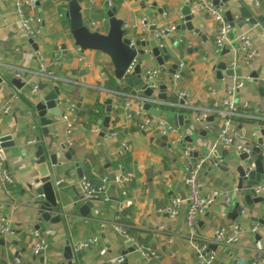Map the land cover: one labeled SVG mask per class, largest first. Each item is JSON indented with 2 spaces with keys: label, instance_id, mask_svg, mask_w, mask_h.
I'll return each mask as SVG.
<instances>
[{
  "label": "crops",
  "instance_id": "1",
  "mask_svg": "<svg viewBox=\"0 0 264 264\" xmlns=\"http://www.w3.org/2000/svg\"><path fill=\"white\" fill-rule=\"evenodd\" d=\"M85 1L87 7L81 10L83 21L90 29L99 26L101 33H106L107 26L102 27L107 23L106 0ZM186 1L113 0L114 16L123 22V26L130 27L126 28L129 35L149 42L151 46L163 42L176 56L178 68L175 75L171 76L167 72L169 64L162 69L146 54L141 63V74L146 69L157 70L158 85L165 86V98H157L161 92L158 86V90L151 95L156 102L150 104L148 110L145 109L144 117L149 120L146 130L139 128L141 119L127 120L123 110L117 108L110 112L107 131L101 136L100 132L95 134L92 129L101 127L99 123L105 117L104 102L108 93L114 91V85L118 84L109 58L98 51L81 52L74 45L65 15L67 4L64 0H35L34 9L24 8L26 16L39 19L34 24L39 30L35 37L21 29L12 1L0 0V136H11V140L4 143L5 148L0 149V154L14 181L13 187L9 189L0 183V208L14 230L12 237L4 239L9 245H0V264H13L14 259H19L23 264H67L63 258L67 241L72 246L89 243L88 248L76 253L77 258L71 261L72 264H108L120 256L124 259L122 264H148L135 250L128 252L130 248L134 249V243L128 247L126 244L130 241L113 231L118 216L130 237L160 254L159 264H199L187 242V189L183 184V168L187 160L181 150L183 145L193 149L191 161L210 157L224 166L236 151L244 148V139L259 137L258 130L264 122L237 117L234 120V145L225 148L217 141L220 124L218 117H212V122L207 123L209 130L195 122L194 118L202 110L210 109L215 101L221 100L226 89L237 79L242 80L244 85L235 95L234 102L237 105L247 102L251 115L263 117L264 96L259 94L258 88L264 79V29L259 23L251 25L246 20L241 27L238 24L242 21L240 7L246 8L252 17L264 19V0H227L220 7L223 13L229 11L232 18L238 17L233 35L237 32L250 35L256 51L250 67L241 65L242 56L235 45H226L218 52L215 51L217 24L205 13L195 14L192 21L199 35L186 30L169 34V37L175 38L182 45L181 52H175L165 38L156 39L158 31L183 23L181 10ZM207 1L212 3L213 0ZM102 19L106 20L105 23H100ZM143 19L147 25L145 30L138 25ZM93 23L94 27L91 26ZM132 25L137 26L131 28ZM154 27L155 32L152 34L151 29ZM55 52L58 53L56 64L48 67L54 77L52 80L27 74L21 80L24 86L19 90L7 83L10 79H16L14 74L18 69L37 72V53L44 55L51 64ZM220 62L229 68L235 62L233 69L239 70L240 76L218 81L214 76V67ZM258 71L257 81L254 82L251 75ZM130 82L132 92L139 90L140 86L135 87L131 78ZM32 84L39 87L36 96L30 94ZM54 88L59 91L58 100L69 99L74 103L76 124L73 145L69 147L73 154L69 160L58 154L61 165L54 169L55 179H64L59 188L57 203L65 215L61 216L58 223L50 224L37 222L31 206L32 189L38 187L36 181L39 177L34 156L36 147L49 142L45 135L34 132V105ZM179 92L184 94V107L176 105ZM120 100L121 103L125 98ZM96 103L104 107L102 118L93 123L87 115L78 116ZM7 106L9 112L1 113ZM177 115L186 116L189 123L183 122L179 126ZM158 119L177 126L182 145L167 147L168 142L165 145L161 141L162 137L154 126ZM111 130L116 136L107 139L106 134ZM48 131L55 137L53 149L57 151V145L63 143L64 124L59 118H54V124L48 127ZM30 140H35V144H28ZM123 145L127 147L126 150ZM76 165L81 170L82 178L92 186H98L103 177L108 179L109 202L93 201L84 216L78 210L82 203H75L82 193V178L77 176ZM219 180L225 181L223 175L210 165L205 166L198 176L201 193L207 194L213 190L234 192L233 186L226 189L218 186L216 181ZM234 194L230 205L218 198L213 206L196 218V237L199 241H207L219 228L237 224L241 229L239 243L232 247L216 246L212 249L215 261L231 264L233 260L242 258L255 259L257 264H264V230L257 224L258 219H264V205L257 204L251 211ZM174 197L185 202L177 217L170 219L166 214L159 213L158 209L168 205ZM37 225L39 229L36 230L42 234L49 248L45 253L34 256L29 231ZM254 226L258 227L256 234L263 240L262 246L255 241L256 234L250 232Z\"/></svg>",
  "mask_w": 264,
  "mask_h": 264
},
{
  "label": "built area",
  "instance_id": "2",
  "mask_svg": "<svg viewBox=\"0 0 264 264\" xmlns=\"http://www.w3.org/2000/svg\"><path fill=\"white\" fill-rule=\"evenodd\" d=\"M14 9L16 12L18 23L23 31H25L29 36L35 37L39 30L34 27V24L39 22V19L32 16H26L24 13V8L28 7L34 9L35 0H11ZM106 10H109L113 7V0H106ZM258 5V2H255ZM189 9L191 14L195 15L197 13H205L208 15L216 24V37L214 41L215 51L218 52L221 48L226 45H235L237 50L241 53L242 60L241 65L244 67H250L253 63L256 51L253 47L252 40L250 35L247 32H237L233 35L232 31L235 29V23L238 20V17L233 18L234 27H231L228 22L224 21L223 11L220 7L214 6L211 2L207 0H189ZM105 19H102L100 23H105ZM138 25L141 26L143 30L146 29L145 19L141 20ZM92 27L95 26L93 23ZM137 25H132L131 28H135ZM95 28V27H94ZM130 28L128 25H124L123 29ZM174 26H169L165 30H160L155 34L156 39L161 40L165 38V32L172 33L174 32ZM161 46V45H160ZM37 58L39 60L38 71L35 73H30L29 71L18 69L16 70L14 77L16 79L22 80L27 74H35L42 78L52 80L54 77L49 71V65H55L58 59V53L55 52L52 54L51 64L47 62L44 55L37 53ZM236 65L235 62L231 64V69ZM234 70V69H233ZM158 76L159 72L154 69H146L140 74V79L142 81L141 86H145L155 92L158 90ZM124 79L121 80V84ZM264 87V79L260 81ZM244 83L242 80H234V83L228 87L225 91L223 98L219 101H215L210 109L202 110L199 112L194 120L195 122L205 121L209 117H218L220 119V124L217 131V141L225 148H230L234 145L235 141V125L234 120L237 117H243L250 119L256 122H264L263 117L259 118L253 116L249 112V106L247 102H243L240 105H237L234 102L235 95L242 89ZM133 91L129 94H121L119 92L113 91L108 93V97L111 98V107L113 109L121 108L123 110V115L127 120L141 119L139 128L141 130H146L149 125V120L144 117L145 106L155 103V99L152 96L147 97L143 94L141 90ZM39 91L37 84H32L30 86V94L36 96ZM177 102L182 100L183 104L179 107H184L186 105V100L184 94L179 92L177 93ZM125 98L123 102L120 103V99ZM175 105V104H174ZM57 107L60 109L59 119L64 124L63 132V143L67 147H72L73 145V133L76 124L75 115V105L69 99L58 100ZM9 112V107H4L1 111L3 114ZM205 130H209L210 127L207 123H202ZM155 129L160 137H165L170 146L182 145L183 141L179 133V129L173 123H170L164 119H158L154 123ZM93 133L101 132V127H94L92 129ZM116 136V133L111 130L106 134L107 139H111ZM28 144H35V140L28 141ZM123 149H127L123 145ZM193 149L188 146H184L181 150L182 156L187 160L183 171V184L187 189V209L185 213L186 219V228L188 232V244L191 250L195 253L199 264H219L215 261L214 252L209 248L210 245H224L228 247L235 246L239 243L241 229L239 225L232 224L229 227H221L217 230L215 235L207 241H199L196 237V228L195 221L196 218L203 213H205L211 206L215 204L218 198L222 199L224 204H231V197L235 193L229 191H220L213 190L207 194L201 193V185L198 181V176L200 171L207 165L215 168L217 165H220L216 159H210V157H203L196 161L190 160V155ZM64 179L55 180V186L57 189L63 184ZM0 183L5 189L13 187L14 181L6 170L3 158L0 154ZM81 196L75 203H84L86 201H101L103 203L109 202L110 198L108 195V179L103 177L98 186H92L86 179L82 178L81 181ZM254 192L256 195L264 193V183L254 187ZM122 194H125L124 192ZM185 200L174 197L170 200L169 204L163 208L158 209L159 213L166 214L170 219H174L179 214V211L185 202ZM243 212V211H242ZM119 216L115 219V224L113 225V231L117 233L120 237L125 240H129L131 243H134V250L140 256V258L145 263H155L159 264L161 256L151 247L143 246L137 243L132 237H130L123 225L119 222ZM252 234L258 232V227L254 226L250 229ZM14 234L13 227L7 217L3 214L0 208V237L3 239H9ZM29 235L32 238V253L34 256H39L47 251L49 245L44 239L42 234L36 230L31 229ZM89 247V243H82L72 246V251L74 254L80 252L83 249ZM124 261L123 257H117L113 260H110L108 264H122ZM13 264H23L19 259H14Z\"/></svg>",
  "mask_w": 264,
  "mask_h": 264
},
{
  "label": "water",
  "instance_id": "3",
  "mask_svg": "<svg viewBox=\"0 0 264 264\" xmlns=\"http://www.w3.org/2000/svg\"><path fill=\"white\" fill-rule=\"evenodd\" d=\"M67 4L66 18L69 24L70 34L74 45L81 51H98L106 55L112 66L113 75L118 84H121V80L126 76H130L131 81L135 87L141 86L142 81L140 79L141 74V63L144 61L146 54L151 56L157 65L162 69L166 64H169L167 72L173 76L178 68L176 56L168 50L167 46L162 42L155 45H150L149 42L140 40L139 38H132L127 30L123 29V22L117 19L115 9L111 8L106 10L107 17V30L106 33H101V27L97 26L94 29H90L89 26L83 21L81 10L87 7L85 0H64ZM227 0H213L212 4L216 7H222ZM242 21L238 24L242 26L243 21L246 20L248 24L254 25L259 23L264 29L263 17H252L251 13L246 8L240 7ZM224 21L228 22L231 27H234L233 18L229 11L223 13ZM181 17L183 23L177 25L174 31L192 32L193 34L199 35V31L193 28L194 15L191 14L189 9V0L184 3V7L181 10ZM152 34L155 32V27L151 29ZM202 37V36H201ZM203 38V37H202ZM165 39L172 46L175 52L182 51V45L176 41L175 38L169 37V33L165 32ZM31 43V39L29 40ZM161 45V46H160ZM34 48H37L35 45ZM189 53V49L186 50ZM186 64L185 61L182 63ZM260 71V69H259ZM251 75V79L254 82L257 81L258 73ZM214 76L218 81H222L227 77H239V70H233L226 66L224 62L217 63L214 67ZM2 79H0V83ZM5 82H7L5 80ZM9 85L16 89H21L24 84L20 79H10L7 82ZM43 89V87L41 88ZM143 94L147 97L152 95V90L141 86ZM165 86L160 85L157 98L164 99ZM258 92L261 96H264V87L261 84L258 88ZM59 91L54 88L52 91L44 95L34 105L36 113V119L34 132L45 135L49 142L44 145L43 143L36 147L35 152V164L38 172V179L36 183L38 187L32 189V206L31 209L35 212L37 218L36 221L41 223H58L61 220V216L65 215L61 211V206L57 203V195H59V189L55 186V171L57 167L61 165L59 162L58 154L63 156L64 159L69 160L73 154L72 149L67 147L64 143L57 145V151L53 149V143L55 137L53 134H49L48 127L53 126L54 118H58L60 115V109L57 107ZM183 104L182 100L178 101V105ZM105 105V117L100 121L101 132L100 135H104L107 131L109 115L113 110L111 107V98L107 97L104 102ZM150 105H146L145 109L148 110ZM212 117L207 118L205 121H199V123H211ZM176 121L181 126L183 122L189 123L186 116L177 115ZM259 137L255 139L247 138L244 139V148L236 151L226 165H217L214 169L219 171L225 181H216V184L222 188H228L233 186L235 194L239 196L241 201L245 203L249 210H253L257 204L264 205L263 194L256 195L254 187L264 183V125L258 130ZM11 140V136H0V149L5 148L4 143ZM161 141L166 145V138L162 137ZM167 147H170L168 144ZM227 155V154H225ZM76 173L78 178H82L81 170L76 165ZM211 170V169H210ZM234 194V195H235ZM92 206L91 201L82 203L79 207V212L84 216L88 213ZM257 224L259 228L264 230V219H258ZM39 229V225L35 227ZM255 241L260 246L263 245V240L256 234ZM0 245L8 246L2 237H0ZM128 247L131 246V242L126 244ZM211 250L215 249V245H210ZM134 249L130 248L128 252H132ZM126 254V253H123ZM63 258L67 260V264H72L71 261L77 258V255L72 251V245L69 241L63 249ZM231 264H257L255 259H235Z\"/></svg>",
  "mask_w": 264,
  "mask_h": 264
},
{
  "label": "trees",
  "instance_id": "4",
  "mask_svg": "<svg viewBox=\"0 0 264 264\" xmlns=\"http://www.w3.org/2000/svg\"><path fill=\"white\" fill-rule=\"evenodd\" d=\"M131 82L130 76H126L122 84L114 85V91L119 92L121 94H129L131 89ZM132 92V91H131ZM82 114L87 115L93 123H95L98 119L103 117L104 114V107L98 103H96L93 107L87 108L84 113H79L78 116L80 117Z\"/></svg>",
  "mask_w": 264,
  "mask_h": 264
},
{
  "label": "rangeland",
  "instance_id": "5",
  "mask_svg": "<svg viewBox=\"0 0 264 264\" xmlns=\"http://www.w3.org/2000/svg\"><path fill=\"white\" fill-rule=\"evenodd\" d=\"M102 27H103V28H105V27H106V25H103Z\"/></svg>",
  "mask_w": 264,
  "mask_h": 264
}]
</instances>
